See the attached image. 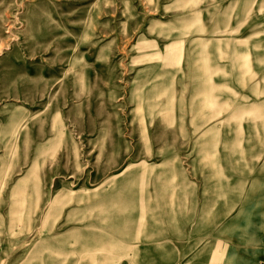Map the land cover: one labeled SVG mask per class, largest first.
Segmentation results:
<instances>
[{
	"label": "rangeland",
	"instance_id": "obj_1",
	"mask_svg": "<svg viewBox=\"0 0 264 264\" xmlns=\"http://www.w3.org/2000/svg\"><path fill=\"white\" fill-rule=\"evenodd\" d=\"M261 192L264 0H0V264H264Z\"/></svg>",
	"mask_w": 264,
	"mask_h": 264
},
{
	"label": "bare ground",
	"instance_id": "obj_2",
	"mask_svg": "<svg viewBox=\"0 0 264 264\" xmlns=\"http://www.w3.org/2000/svg\"><path fill=\"white\" fill-rule=\"evenodd\" d=\"M262 194L259 196H256L255 198H251L247 203L244 205L245 208H247L250 214L262 217L264 216V192H261ZM254 207H258L259 209L257 211H252ZM252 211V212H251Z\"/></svg>",
	"mask_w": 264,
	"mask_h": 264
}]
</instances>
